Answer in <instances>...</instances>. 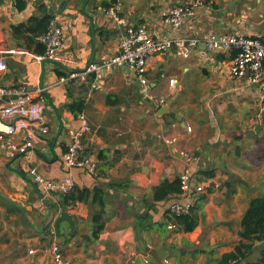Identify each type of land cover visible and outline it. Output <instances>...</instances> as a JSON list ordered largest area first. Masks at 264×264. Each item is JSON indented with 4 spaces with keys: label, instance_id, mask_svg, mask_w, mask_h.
Listing matches in <instances>:
<instances>
[{
    "label": "crops",
    "instance_id": "crops-1",
    "mask_svg": "<svg viewBox=\"0 0 264 264\" xmlns=\"http://www.w3.org/2000/svg\"><path fill=\"white\" fill-rule=\"evenodd\" d=\"M190 1L70 0L59 13L51 9L53 0H0V55L6 63L0 86L43 89L50 126L28 156L0 148V264H53L54 243L69 264H155V258L160 264H219L235 250L251 199L264 195V98L249 72L231 75L235 53L212 49L206 39L239 32L264 40V0H203L174 29L167 9ZM65 2L57 0L56 8ZM113 6L118 20L108 13ZM46 16L62 27V53L72 61H47L41 85L43 59L37 56L45 47L32 27ZM127 24L144 25L156 38L193 36L199 44L189 58L175 47L150 57L147 84L126 66L62 80L118 53ZM74 101L83 102L82 112L68 107ZM82 115L91 127L83 153L97 160L98 170L75 168L74 193L47 195L30 170L54 180L67 174L64 153ZM162 132L177 141L166 145L158 137ZM182 150L197 158L190 215L198 224L191 231L169 212L179 194L154 197L155 187L184 169ZM42 194L51 204L65 202L74 227L64 220L60 234L51 225L43 228ZM170 222L176 226L169 228ZM253 247L248 260H260L264 242Z\"/></svg>",
    "mask_w": 264,
    "mask_h": 264
},
{
    "label": "built area",
    "instance_id": "built-area-1",
    "mask_svg": "<svg viewBox=\"0 0 264 264\" xmlns=\"http://www.w3.org/2000/svg\"><path fill=\"white\" fill-rule=\"evenodd\" d=\"M203 4V0H192L171 5L165 13L166 20L174 29H179ZM108 13L118 20L117 6L109 8ZM38 40L45 47L44 54L37 56L38 59L47 58L62 63L72 61L62 53L63 29L56 19H50L47 30L38 36ZM206 43L212 49L221 48L226 52H234L231 75L239 78L249 72L250 80L258 85L259 94L264 98V40L261 37L239 32L230 35L211 34L207 37ZM198 44L199 39L193 36L156 38L144 25L127 24L121 32L118 53L103 56L100 62L90 64L84 71L70 72L62 80L86 79L91 73L100 76L105 69L126 66L138 75L142 83L147 84L146 70L150 57L175 47L179 56L189 58ZM5 65V59L0 55V72L5 69ZM171 83H174V80H171ZM42 91L43 89L39 87L30 89L27 86H0V148L28 156L41 136L50 132V126L45 118L47 105ZM81 122L80 127L70 131V139L63 157L67 174L61 180L48 179L35 167L30 170L33 181L47 195L53 192L63 195L74 193L76 183L72 170L75 168L82 169L88 174H95L98 170L97 160L83 153V139L91 127L83 115ZM187 130L192 132V126L188 125ZM15 136L19 137L18 142L14 141ZM158 137L166 145H173L177 141L174 134L162 132ZM181 154L186 165L179 175L181 184L179 199L169 206V212L173 217L188 215L193 207L192 165L197 158L188 150H182ZM175 226L174 222L168 224L169 228ZM51 251L53 264H69L57 243L52 245ZM227 264H239V261L231 259Z\"/></svg>",
    "mask_w": 264,
    "mask_h": 264
},
{
    "label": "trees",
    "instance_id": "trees-1",
    "mask_svg": "<svg viewBox=\"0 0 264 264\" xmlns=\"http://www.w3.org/2000/svg\"><path fill=\"white\" fill-rule=\"evenodd\" d=\"M52 17L46 16L35 19L36 25L32 31L45 32L48 28L49 21ZM68 107L76 114L83 111L84 104L82 101H74ZM181 184L179 177L173 181L164 179L159 186L154 188V197L156 200H162L170 195L180 194ZM75 200V196L70 197ZM178 224H185L188 231L194 230L197 226V220L194 216L188 214L175 217ZM240 237L241 240L235 247V250L226 253L219 264H227L231 259H237L239 264H264V248L261 252V259L257 261L248 260V256L253 250L256 241L264 242V195L254 197L243 215L241 222ZM102 229V228H101Z\"/></svg>",
    "mask_w": 264,
    "mask_h": 264
},
{
    "label": "water",
    "instance_id": "water-1",
    "mask_svg": "<svg viewBox=\"0 0 264 264\" xmlns=\"http://www.w3.org/2000/svg\"><path fill=\"white\" fill-rule=\"evenodd\" d=\"M69 1L70 0H66L64 6L61 9H57L56 8L57 0H53L51 9L53 11H55V12L61 13L65 9V7L69 3ZM47 61H51V60H49L47 58H44L42 60L43 72H42L41 83H40L41 85H42V79H43V75H44V66H45V63ZM7 62L9 64V61H7ZM222 168L226 169L223 165H222ZM228 172H229L230 176L232 177L233 173L231 171H228ZM226 183H227V186L229 188L228 189V194H229L230 190H231L230 182L227 181ZM40 197H41V199H43V202H44V204L46 206V209H47L46 215L43 218V224H44L43 228H45L46 226H50L51 225V226L55 227V229L57 230L58 234H60V232H61L60 225H61V222H63L64 220L69 221L72 224V227H74L75 221L73 220L72 216L68 213V208H67V206H66L64 201H59V206H58L56 204H51L50 202H48L44 198L43 194ZM59 207H61V210L59 209ZM143 248H144V251H148L149 247H148L147 243H145V242L143 243ZM155 259H157L155 264H160L162 262L158 258H155ZM150 261H152V259Z\"/></svg>",
    "mask_w": 264,
    "mask_h": 264
},
{
    "label": "rangeland",
    "instance_id": "rangeland-1",
    "mask_svg": "<svg viewBox=\"0 0 264 264\" xmlns=\"http://www.w3.org/2000/svg\"><path fill=\"white\" fill-rule=\"evenodd\" d=\"M193 114H194V111H193ZM190 124L193 126V128H194V125H193V123L192 122H190ZM200 129V128H199ZM200 131L203 133L204 131H202V129H200Z\"/></svg>",
    "mask_w": 264,
    "mask_h": 264
}]
</instances>
